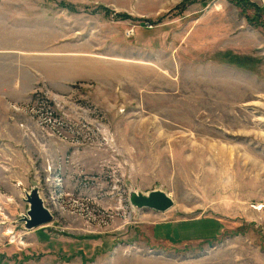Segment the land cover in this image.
Listing matches in <instances>:
<instances>
[{
    "label": "rangeland",
    "instance_id": "obj_1",
    "mask_svg": "<svg viewBox=\"0 0 264 264\" xmlns=\"http://www.w3.org/2000/svg\"><path fill=\"white\" fill-rule=\"evenodd\" d=\"M263 208L264 0H0V264H264Z\"/></svg>",
    "mask_w": 264,
    "mask_h": 264
},
{
    "label": "water",
    "instance_id": "obj_2",
    "mask_svg": "<svg viewBox=\"0 0 264 264\" xmlns=\"http://www.w3.org/2000/svg\"><path fill=\"white\" fill-rule=\"evenodd\" d=\"M23 198L27 203V209L20 217L23 229L33 230L54 220V214L45 204L37 180H32L31 187L24 189ZM128 198L129 203L137 209L149 208L157 211H166L174 206L175 203L172 197L161 189H155L150 192L132 189Z\"/></svg>",
    "mask_w": 264,
    "mask_h": 264
},
{
    "label": "built area",
    "instance_id": "obj_3",
    "mask_svg": "<svg viewBox=\"0 0 264 264\" xmlns=\"http://www.w3.org/2000/svg\"><path fill=\"white\" fill-rule=\"evenodd\" d=\"M43 109V108H42ZM45 109V108H44ZM50 109V110H49ZM49 109H48V113L49 114H51V115H53V109H52V107H49ZM52 110V111H51ZM50 133V132H49ZM43 134V136L41 137V138H45L46 137V135H45V133L43 132L42 133ZM59 167V165H58V162H57V160L54 158V157H50V160H49V163H48V167H47V175L46 176H44V174H43V176H44V178L46 179V182H45V184H46V186H48V174H50L51 173V169L52 168H58ZM62 180H63V178H62ZM40 186V185H39ZM66 191V190H65ZM41 193H42V195H43V190L41 189ZM66 193H68L69 195H70V197L71 198H73L72 197V195L69 193V192H67L66 191ZM44 196V195H43ZM44 199L47 201V199H46V197H44ZM76 200V199H75ZM47 203H48V205H49V207L51 208V206H50V204H49V201H47Z\"/></svg>",
    "mask_w": 264,
    "mask_h": 264
},
{
    "label": "crops",
    "instance_id": "obj_4",
    "mask_svg": "<svg viewBox=\"0 0 264 264\" xmlns=\"http://www.w3.org/2000/svg\"><path fill=\"white\" fill-rule=\"evenodd\" d=\"M31 91V90H30ZM29 95V94H28ZM24 96L20 97V98H23ZM19 98V97H18ZM262 217H263V220H262V224H263V229H264V208H263V211H262ZM264 232V231H263Z\"/></svg>",
    "mask_w": 264,
    "mask_h": 264
},
{
    "label": "trees",
    "instance_id": "obj_5",
    "mask_svg": "<svg viewBox=\"0 0 264 264\" xmlns=\"http://www.w3.org/2000/svg\"><path fill=\"white\" fill-rule=\"evenodd\" d=\"M241 1H244V0H241Z\"/></svg>",
    "mask_w": 264,
    "mask_h": 264
}]
</instances>
